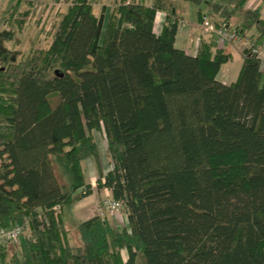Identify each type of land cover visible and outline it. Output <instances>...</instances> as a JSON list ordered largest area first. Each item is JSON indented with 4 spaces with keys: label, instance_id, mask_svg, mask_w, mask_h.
<instances>
[{
    "label": "trees",
    "instance_id": "1",
    "mask_svg": "<svg viewBox=\"0 0 264 264\" xmlns=\"http://www.w3.org/2000/svg\"><path fill=\"white\" fill-rule=\"evenodd\" d=\"M186 1L250 44L232 83L217 79L232 60L223 49L175 47L182 19L164 3L119 0L96 16L74 0L48 48L17 62L0 47V230L29 226L0 245V264H264V70L252 52L264 17L248 0ZM94 132L111 160L96 188L127 224L95 215L74 244L58 211L93 193Z\"/></svg>",
    "mask_w": 264,
    "mask_h": 264
},
{
    "label": "rangeland",
    "instance_id": "2",
    "mask_svg": "<svg viewBox=\"0 0 264 264\" xmlns=\"http://www.w3.org/2000/svg\"><path fill=\"white\" fill-rule=\"evenodd\" d=\"M74 0H0V47L11 52L15 61H20L27 56H29L33 51L44 50L49 47L52 40V35L56 29V26L62 17L72 5ZM92 8V12L98 16L102 9H106V15L114 9L115 5L119 0H87ZM129 2L135 1L140 2L145 5H150L152 3H164L166 9H171L176 11L178 16L182 17L181 25H186L185 28L181 30L177 35L176 48H182L186 43L185 39L181 38L182 33L187 32V29H192V24L197 20V14L199 10L207 15L209 13L208 6L206 3H201L196 5L193 2L186 0H128ZM216 1V0H213ZM25 13L26 16L24 15ZM241 11H237L229 19V25L231 28L239 25L241 22ZM207 19L210 23L214 22L212 16L207 15ZM200 23V22H199ZM191 26V27H190ZM214 35V34H213ZM221 42V41H220ZM245 41L239 38L238 41L234 43H228V45L244 48L249 47L250 44L244 43ZM237 45V47H236ZM246 45V46H245ZM259 54L262 60V69L264 68V44H258ZM237 56V57H236ZM234 57V61L230 63V69L232 75H236L239 71V64L242 62L241 57L237 53ZM227 66H223L217 75V79L220 81L222 78L229 80L231 75L225 74V69ZM93 138L98 146L100 162L97 166L93 160H86L83 164L86 181L92 183V187L96 190V181L99 177V171L102 170L106 173L111 168V160L107 152V141L102 132H94ZM98 169V170H97ZM105 196L101 199L104 200ZM108 200V199H107ZM105 201V200H104ZM102 202L99 204V206ZM95 207L90 208L87 212V216L93 214ZM98 210V209H97ZM96 210V211H97ZM69 209H65L64 218H67V224L69 228H75L77 223H75V217L71 220L69 217ZM98 215V211L95 213ZM106 218L108 221L116 219L117 225L126 226V223L122 221V215H117L116 217L111 216H100ZM117 217L120 221L118 222ZM28 227H25L24 233L19 239L17 244H12L14 247L19 245L21 239L24 235L28 233ZM70 241L77 244L76 236L73 230L69 234ZM8 254H12L13 247L10 246L7 249ZM11 254L8 256L10 259L13 257ZM123 258L126 259V252H123Z\"/></svg>",
    "mask_w": 264,
    "mask_h": 264
},
{
    "label": "crops",
    "instance_id": "3",
    "mask_svg": "<svg viewBox=\"0 0 264 264\" xmlns=\"http://www.w3.org/2000/svg\"><path fill=\"white\" fill-rule=\"evenodd\" d=\"M153 4V3H152ZM151 5V4H150ZM246 9H251V10H257L261 13V15L264 17V0H248L246 2V6H245ZM165 12H159L156 16V19H155V22H154V31L155 33L159 34L161 32V29H162V25L164 23V20H165ZM179 19H182L181 16H178ZM199 21H200V18H199V14H197V20L194 24H192V29H187V32L185 33H182V37L183 39H185L186 43L184 44V46L182 48H179V49H182L183 51H185L187 54H190V55H194L196 54L197 52V49H198V45L201 42H209L211 43L215 48H219V49H223L226 53L230 54L231 57H232V60L231 62L223 65V66H227L226 69H225V74H228L229 76L231 75L230 79L229 80H226L225 78H222V80H220L222 83L224 84H230L232 83L235 78L237 77L239 71H240V68L242 66V63H243V58H242V53L241 51L245 48H240L238 47L237 49H235L234 47L235 46H231V45H228L226 43H222L220 41H218V39L216 38L215 35L213 34H204L201 30H200V26H199ZM190 26V27H191ZM186 25H184V27L178 29V32H177V35L178 33L181 32V30L183 28H185ZM245 42V44L247 43L248 44V41L247 39H243ZM178 39H177V36H176V39H175V45L177 43ZM246 46V45H245ZM237 47V45H236ZM239 54V57H241V63L239 64V71L238 73L235 75H232V71L230 69V63H232L234 61V57L236 56V54ZM237 57V56H236ZM222 66V67H223ZM221 67V68H222ZM264 70V68H263ZM92 185V183H90ZM92 191L93 193L74 203L73 205L67 207V209H69V217L70 219L72 220L73 218L72 217H75L74 221L75 223H77V225L88 219V218H91L93 216H95L94 212L96 213L98 207H99V204L101 202H103L104 200H107V199H111L112 196H111V192L110 190L106 189V188H103V189H100V190H95L93 187H92ZM103 196H105V199L101 201V199L103 198ZM92 207H95L96 210H94L93 214L90 215V216H87V212L88 210H90V208ZM65 209H62L60 211H58V214L59 216L61 217L63 223H64V226L66 227L67 230H69V234L72 232L73 233V230L75 228H69L68 227V224H67V218H64V212H65ZM118 219V222L120 221L119 217H117ZM116 219H112V221H110L111 224L113 225H116V226H119L117 225L116 223ZM76 225V226H77ZM123 252H121L122 254V257H123ZM123 260H125L123 258Z\"/></svg>",
    "mask_w": 264,
    "mask_h": 264
},
{
    "label": "built area",
    "instance_id": "4",
    "mask_svg": "<svg viewBox=\"0 0 264 264\" xmlns=\"http://www.w3.org/2000/svg\"><path fill=\"white\" fill-rule=\"evenodd\" d=\"M184 24H180V28H182ZM200 30L204 34H214L218 41H221L222 43H234L239 40V37L231 30L226 28H219L217 29L214 27L212 23L207 19L206 16H203L200 23ZM258 46H254L252 48V52L256 54V56L261 60L262 58L259 54ZM98 216H111L116 217L117 215H122V221L127 224L126 214H125V208L121 201H115L113 199H108L102 202V204L98 207ZM28 224H19L15 225L8 229H1L0 230V245H6V244H17L19 239L24 233L25 227H27Z\"/></svg>",
    "mask_w": 264,
    "mask_h": 264
}]
</instances>
